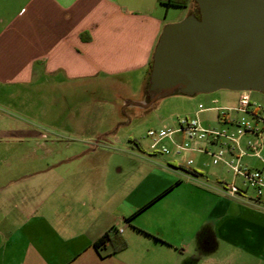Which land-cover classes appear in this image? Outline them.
Masks as SVG:
<instances>
[{"label":"crops","instance_id":"obj_1","mask_svg":"<svg viewBox=\"0 0 264 264\" xmlns=\"http://www.w3.org/2000/svg\"><path fill=\"white\" fill-rule=\"evenodd\" d=\"M165 2L0 0V264H264V197L224 194L220 170L204 174L200 163L178 169L170 160L8 161L15 146L41 138L26 127L32 101L45 117L48 99L62 104L80 84L105 86L137 73L140 98L124 103L142 101L160 31L182 19L168 18ZM197 110L192 117L207 112ZM53 115L75 135L96 120L77 111ZM246 158L242 165L264 167ZM105 233L126 247L114 252L106 242L95 249Z\"/></svg>","mask_w":264,"mask_h":264},{"label":"rangeland","instance_id":"obj_2","mask_svg":"<svg viewBox=\"0 0 264 264\" xmlns=\"http://www.w3.org/2000/svg\"><path fill=\"white\" fill-rule=\"evenodd\" d=\"M197 10L195 2L184 7L168 6L167 16H180L182 19ZM181 19V20H182ZM142 75L140 73L122 75L105 86L83 87L81 84L76 93L69 97L68 102L54 104L50 99L43 103L42 107L46 112L45 117H38V104L32 101L29 106L31 111L25 119L26 127L35 130L41 135L40 139L27 141L23 146H15L12 153H9V163H177L178 169L194 168L196 164H202L199 168L205 174L207 170H216L225 177L227 183H235L241 187L239 178L233 179L232 172L222 164L213 165L211 157L196 151L182 152L180 154H153L150 149L151 139L146 136L148 129H157L166 124H173L177 117L184 114L193 118L191 113L199 107H224L235 105L237 91L218 90L213 93H198L191 96L174 93L158 99L148 108H138L124 103V99L138 100V84ZM130 84L125 87L122 82ZM252 99L260 103L264 108V94L250 92ZM145 95V94H144ZM149 99L143 96L142 101ZM141 101V102H142ZM35 103V104H34ZM90 113L96 117L94 125L85 131L86 134L75 135L67 131L64 122L58 126L59 121L53 120L54 115L62 112ZM36 117V118H35ZM101 117V120H98ZM206 128H220L216 111H207L197 117ZM12 121L7 120L5 127L10 128ZM57 128L63 126V133L56 132ZM19 124H15L14 128ZM36 141L38 144H35ZM88 143L83 146V143ZM22 147V148H21ZM30 152H29V151ZM215 151L216 148H213ZM29 155V158L25 157ZM45 157V160L42 158ZM40 158V159H39ZM25 159V160H24ZM30 159L29 161H26ZM192 159L194 164L190 167L186 161ZM248 158H243L245 162ZM0 160H2L0 158ZM168 160V161H166ZM170 160V161H169ZM2 163V161H0ZM144 172L149 166L143 167ZM216 174V173H215ZM227 180V181H225ZM244 195L255 197V193L248 189Z\"/></svg>","mask_w":264,"mask_h":264},{"label":"water","instance_id":"obj_3","mask_svg":"<svg viewBox=\"0 0 264 264\" xmlns=\"http://www.w3.org/2000/svg\"><path fill=\"white\" fill-rule=\"evenodd\" d=\"M190 14L166 24L151 56L146 102L218 90L264 94V0H194Z\"/></svg>","mask_w":264,"mask_h":264},{"label":"built area","instance_id":"obj_4","mask_svg":"<svg viewBox=\"0 0 264 264\" xmlns=\"http://www.w3.org/2000/svg\"><path fill=\"white\" fill-rule=\"evenodd\" d=\"M217 111L220 128H206L197 117L180 116L174 125L148 129L146 136L152 141L153 154H180L199 152L211 157V163H222L239 178L242 186L221 182V190L228 196L244 195L250 189L256 199L264 197V167L242 165L243 158L252 157L264 165V108L252 99L251 93L241 91L233 107H199L197 112ZM249 135V138H244ZM213 148H216L214 151ZM192 159L186 161L190 167ZM197 173L196 170L192 171Z\"/></svg>","mask_w":264,"mask_h":264},{"label":"trees","instance_id":"obj_5","mask_svg":"<svg viewBox=\"0 0 264 264\" xmlns=\"http://www.w3.org/2000/svg\"><path fill=\"white\" fill-rule=\"evenodd\" d=\"M189 1H194V0H166L165 5L166 6H174V7H184L187 5V3ZM195 16L199 17L198 10H196ZM150 66H151V60H150L149 65H148L147 78H146V82L144 85V94H145L144 96L148 95L147 86H148V75H149ZM106 242L110 243V245L112 246V250L114 252H117L118 250H122L126 247V241L124 239H122L118 235H112L111 236L108 233H105L100 238H98L93 243V247L95 249H98L101 246H103Z\"/></svg>","mask_w":264,"mask_h":264},{"label":"flooded vegetation","instance_id":"obj_6","mask_svg":"<svg viewBox=\"0 0 264 264\" xmlns=\"http://www.w3.org/2000/svg\"><path fill=\"white\" fill-rule=\"evenodd\" d=\"M194 15L196 14V12L193 13Z\"/></svg>","mask_w":264,"mask_h":264}]
</instances>
